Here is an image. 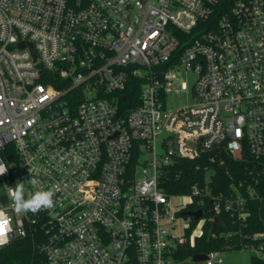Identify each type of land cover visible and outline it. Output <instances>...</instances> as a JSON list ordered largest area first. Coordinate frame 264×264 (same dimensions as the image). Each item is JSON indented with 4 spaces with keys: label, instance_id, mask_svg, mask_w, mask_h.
I'll return each instance as SVG.
<instances>
[{
    "label": "built area",
    "instance_id": "built-area-1",
    "mask_svg": "<svg viewBox=\"0 0 264 264\" xmlns=\"http://www.w3.org/2000/svg\"><path fill=\"white\" fill-rule=\"evenodd\" d=\"M183 36L178 62L157 69ZM181 69L197 75L192 102L168 109L169 91L189 93ZM130 73L146 82L123 113ZM207 152L264 162V0H0V207L13 229L0 249L31 236L36 264H180L193 220L191 237L222 212L245 217L256 195L240 183L214 196L209 165L204 184L170 194L174 164ZM29 179L55 206L17 215L10 188ZM205 256L223 263L222 251Z\"/></svg>",
    "mask_w": 264,
    "mask_h": 264
},
{
    "label": "trees",
    "instance_id": "trees-1",
    "mask_svg": "<svg viewBox=\"0 0 264 264\" xmlns=\"http://www.w3.org/2000/svg\"><path fill=\"white\" fill-rule=\"evenodd\" d=\"M194 34L195 32L190 33L189 37ZM183 37L172 59L156 66L157 69L166 70L178 62L187 45V36ZM145 82V76L129 74L127 86L119 93L118 99V106L123 113L135 109L141 103L140 92ZM212 155L213 152H207L200 158L181 159L176 165L174 164V169L179 171V176L165 185L168 192L173 195L188 194L195 184H204L206 179L204 165H209L213 173L210 175L208 185L214 196L223 194L230 197L235 194V189L240 187V183L245 186L252 185L256 195L245 202V217L222 212L214 221L202 228L201 234L191 237V232L197 224V221L193 220L175 252V259L180 264H200L192 261L193 256L212 250L224 252L262 244L264 252V221L260 216L261 201L264 199V162L247 156L236 160L224 152L221 153L223 162L218 158L211 162ZM198 164L203 165L197 169ZM201 207L200 199L196 198L189 204L188 212L193 213ZM255 233L261 236L254 238ZM33 240L31 236L18 238L0 249V264H36L37 249ZM250 264H264V256L252 252Z\"/></svg>",
    "mask_w": 264,
    "mask_h": 264
},
{
    "label": "clouds",
    "instance_id": "clouds-1",
    "mask_svg": "<svg viewBox=\"0 0 264 264\" xmlns=\"http://www.w3.org/2000/svg\"><path fill=\"white\" fill-rule=\"evenodd\" d=\"M7 172V167L0 163V176ZM26 182H17L14 188H10L12 207L17 215L32 213L33 215L42 210H50L55 206L53 190H35L36 179H29ZM13 231L11 218L6 211L0 207V246L8 243L9 234Z\"/></svg>",
    "mask_w": 264,
    "mask_h": 264
},
{
    "label": "rangeland",
    "instance_id": "rangeland-1",
    "mask_svg": "<svg viewBox=\"0 0 264 264\" xmlns=\"http://www.w3.org/2000/svg\"><path fill=\"white\" fill-rule=\"evenodd\" d=\"M179 82L185 81L189 87V93H185V91L176 92L171 90L168 92V95L165 100V106L168 109H175L179 106L186 104L187 102H192L191 98V86L196 80V73L189 72L185 73L182 69L176 73ZM158 149H161V145L158 142ZM142 176V174L140 175ZM184 199H175V203H182ZM260 216L264 221V199L261 201V209H260ZM186 224V221H181L179 224V228L177 232L183 234V225ZM197 232L200 229L196 230ZM252 250L249 248H242L239 250H226L223 252V263L222 264H250V257L252 254Z\"/></svg>",
    "mask_w": 264,
    "mask_h": 264
},
{
    "label": "water",
    "instance_id": "water-1",
    "mask_svg": "<svg viewBox=\"0 0 264 264\" xmlns=\"http://www.w3.org/2000/svg\"><path fill=\"white\" fill-rule=\"evenodd\" d=\"M29 47L31 48V45H29ZM193 216H194V219H199L202 215V211L201 210H198V211H195L192 213ZM206 258L205 254H198V255H195L193 256L192 258V261L193 262H199V261H202Z\"/></svg>",
    "mask_w": 264,
    "mask_h": 264
}]
</instances>
